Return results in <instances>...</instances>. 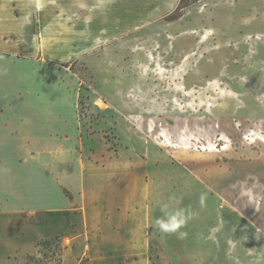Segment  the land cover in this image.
I'll return each mask as SVG.
<instances>
[{
    "label": "rangeland",
    "instance_id": "1",
    "mask_svg": "<svg viewBox=\"0 0 264 264\" xmlns=\"http://www.w3.org/2000/svg\"><path fill=\"white\" fill-rule=\"evenodd\" d=\"M36 2L0 0V264H264V0Z\"/></svg>",
    "mask_w": 264,
    "mask_h": 264
},
{
    "label": "clouds",
    "instance_id": "2",
    "mask_svg": "<svg viewBox=\"0 0 264 264\" xmlns=\"http://www.w3.org/2000/svg\"><path fill=\"white\" fill-rule=\"evenodd\" d=\"M41 7L40 0H37V10ZM175 203H179V201H175ZM201 203L203 204V200H201ZM160 211L162 215L155 219L153 226L162 234H177L179 239H184L187 234L180 230L191 219V213H186L183 208H170L168 204L160 205Z\"/></svg>",
    "mask_w": 264,
    "mask_h": 264
},
{
    "label": "crops",
    "instance_id": "3",
    "mask_svg": "<svg viewBox=\"0 0 264 264\" xmlns=\"http://www.w3.org/2000/svg\"><path fill=\"white\" fill-rule=\"evenodd\" d=\"M136 240L134 239L133 241H131L130 244H129V246L131 248L132 253H135L136 256H138V257H136L134 255V258L133 259H131V260L128 259L129 261H121V259L123 257L124 258L125 257H128V255L131 252L130 253H125V254L123 253V255H121L120 253L117 252V253L114 254V258L112 259L113 261L106 260L105 262H103V264H150V257L148 255V252H146L145 249H143V250H140L139 249L138 250L139 252L136 250V246L139 245V243H140V241H139L140 238L139 239H136ZM137 242H138V244H137ZM144 244H145V241L143 242V245ZM125 259L127 260V258H125Z\"/></svg>",
    "mask_w": 264,
    "mask_h": 264
}]
</instances>
